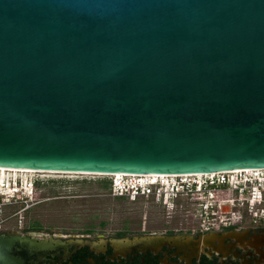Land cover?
Listing matches in <instances>:
<instances>
[{"label": "water", "instance_id": "95a60500", "mask_svg": "<svg viewBox=\"0 0 264 264\" xmlns=\"http://www.w3.org/2000/svg\"><path fill=\"white\" fill-rule=\"evenodd\" d=\"M0 167L264 168V0H0ZM83 244L2 234L0 264Z\"/></svg>", "mask_w": 264, "mask_h": 264}, {"label": "rangeland", "instance_id": "374dc122", "mask_svg": "<svg viewBox=\"0 0 264 264\" xmlns=\"http://www.w3.org/2000/svg\"><path fill=\"white\" fill-rule=\"evenodd\" d=\"M20 176L22 180L39 181L33 195L35 204L25 209V198L20 197L5 212L11 217L4 226L21 234L91 233L95 237L125 229L157 230L174 221L196 227L201 222L186 199L176 200L167 194L170 199L165 198L163 203V199L151 195L140 194L136 198L117 195L113 184L110 188L104 186L105 181L113 183L115 177L111 175L20 173ZM131 179L127 177L125 182Z\"/></svg>", "mask_w": 264, "mask_h": 264}, {"label": "flooded vegetation", "instance_id": "af4514ba", "mask_svg": "<svg viewBox=\"0 0 264 264\" xmlns=\"http://www.w3.org/2000/svg\"><path fill=\"white\" fill-rule=\"evenodd\" d=\"M15 203L16 199H0V235L19 233L4 226L11 217L5 214L7 207ZM31 203L35 204L34 197L25 209ZM148 235L173 240L143 250L125 247L119 241ZM61 236L64 241L82 239L87 244L62 249L48 256L45 264H264V227L231 226L202 232L195 225L174 221L157 230L125 229L95 237L91 233Z\"/></svg>", "mask_w": 264, "mask_h": 264}, {"label": "built area", "instance_id": "2783aa9c", "mask_svg": "<svg viewBox=\"0 0 264 264\" xmlns=\"http://www.w3.org/2000/svg\"><path fill=\"white\" fill-rule=\"evenodd\" d=\"M240 170L245 171L179 177L169 184L160 180L140 185L125 179L120 184L116 178L112 184L120 196L151 195L163 203L167 194L176 200L186 199L201 217L197 228L202 232L231 226L264 227V168Z\"/></svg>", "mask_w": 264, "mask_h": 264}, {"label": "bare ground", "instance_id": "6f19581e", "mask_svg": "<svg viewBox=\"0 0 264 264\" xmlns=\"http://www.w3.org/2000/svg\"><path fill=\"white\" fill-rule=\"evenodd\" d=\"M240 171H245V170H237V171H226V172H218V173H199V174H184V175H166V174H137V173H115L111 174V176H114L118 182H121L126 179L127 177L137 179L138 180H133L131 179V183H145V182H158L160 180H165L169 179L168 181L164 183H170V182H175L177 178L179 177H198V178H203L206 176H214L220 173H229V172H240ZM20 173H32V174H37V173H63V174H89V173H75V172H64V171H56V170H51V171H38V170H33V169H22V168H11V167H0V191L2 193H6L9 197L8 199H11V196L13 193L17 192L13 190V187H16L14 184L11 185L12 179L16 180L18 177L21 179ZM110 176V175H108ZM28 179H23L22 180V187L20 188L19 191L25 190L26 192L29 191V194L33 196L34 193L32 192L33 190L30 188L31 184H27ZM11 185V186H10ZM143 185V184H140ZM167 199H170V197H166Z\"/></svg>", "mask_w": 264, "mask_h": 264}, {"label": "clouds", "instance_id": "9594fccd", "mask_svg": "<svg viewBox=\"0 0 264 264\" xmlns=\"http://www.w3.org/2000/svg\"><path fill=\"white\" fill-rule=\"evenodd\" d=\"M38 183L39 181L38 180H35V181H30V184H31V189L33 190L32 192L35 193L36 192V189H37V186H38ZM14 184L17 188V192L13 193V195L11 196L12 199H16L18 200L20 197H23V198H26V194L27 192L25 190H20V188L22 187V179H20L19 177L14 180L12 179L11 181V185ZM10 185V186H11ZM7 196L6 198H8L9 196L6 194V193H2L0 191V199L1 198H4V196ZM33 199V196L31 195V199L30 200H25L26 201V204H28L29 201H31Z\"/></svg>", "mask_w": 264, "mask_h": 264}, {"label": "trees", "instance_id": "16d2710c", "mask_svg": "<svg viewBox=\"0 0 264 264\" xmlns=\"http://www.w3.org/2000/svg\"><path fill=\"white\" fill-rule=\"evenodd\" d=\"M110 185H112V181H105V183H104L105 187L110 188Z\"/></svg>", "mask_w": 264, "mask_h": 264}]
</instances>
